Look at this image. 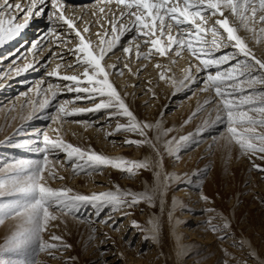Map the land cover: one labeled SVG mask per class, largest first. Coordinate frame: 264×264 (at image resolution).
<instances>
[{
	"label": "snow or ice",
	"instance_id": "obj_1",
	"mask_svg": "<svg viewBox=\"0 0 264 264\" xmlns=\"http://www.w3.org/2000/svg\"><path fill=\"white\" fill-rule=\"evenodd\" d=\"M49 4L51 11L46 13ZM96 7L98 11H92L95 19L91 24L86 22L83 16L78 18L79 24L84 25L81 28L76 17L65 15L63 0H28L26 7L14 3L13 0H0V44L19 35L22 29L28 27L33 16L46 14L53 24L49 33L55 37L57 47H67L73 41L77 42L74 47L68 48V52L75 57V63L68 64L74 74L61 75L60 64L47 73L48 76L67 83L63 85V89L60 84L49 83L47 89L43 90L45 95L39 103L40 110L53 107L52 102L56 101L64 90L74 93L75 101H89L93 107L68 110L66 105L73 104L74 101L64 100L55 104L53 113L39 118L62 125L67 117L86 112L101 113L103 110L109 121L117 120L115 132L134 133L141 137L126 139L125 144L136 147L148 145L155 153L156 159L154 163L147 159H114L94 150H84L66 143L61 139L59 127L53 129L57 134L55 139H51L47 132L41 133L37 130L36 135L43 136L41 142L26 141L15 147L42 153V159L6 165L8 176L6 179L0 178V197H14L7 202L0 201V224L8 218L18 220L15 230L0 246V253L12 254L18 258H0V264H39L37 257L40 253H47L51 258L58 259L56 253L70 249L71 245L55 233H50L49 239L45 240L44 234L51 227H58L54 221L71 214L81 206L93 208L99 220L105 209H109L110 213L124 212L127 216L131 214L127 209L134 208L141 202L154 207L158 196L163 202L168 183L173 179L171 175L164 174V179L161 180L160 169L163 168L164 154L178 159L181 148L192 140L193 134L181 136L179 139H164L172 129L163 128V113L161 119L155 123L140 120L125 103L114 82H110V74L123 75L124 69L131 71V68L128 63L121 67L119 62L104 66L101 62L111 59L116 50L128 54L131 59L132 45L137 40L140 41L135 44L134 56L137 61L154 59L157 54H171L177 58H182L185 51L190 54L189 67L184 69V76L178 87L175 78L168 76L166 72L160 73L159 80L170 83L177 91L186 86L202 84L201 92L213 94L192 114L196 116L207 106L215 105L214 119L210 112L203 126L198 127L196 135H202L210 127L223 125L224 132L221 137L227 144L234 142L238 145L241 153L249 157L252 170L261 173L260 178L264 179V165L256 164L252 159L256 157L264 161V132L257 131L258 128L264 129V57H257L246 39L238 34L242 28L251 34L255 43L264 41V0H96ZM18 19L23 22H16ZM104 21L108 27L104 26ZM57 24L66 26L74 36L62 40L56 31ZM92 27L99 28V31L94 33L96 41H93L91 36L86 38L85 35L90 33ZM208 33L212 38L203 39L202 36ZM126 34H131V38L122 43L121 38ZM32 47L39 49L41 46L33 44ZM142 48L147 51H142ZM49 51L51 52V49ZM52 55L57 54L53 52ZM60 58L63 59V54ZM193 60L196 63H193ZM225 65L227 67L223 68ZM155 67L163 66L157 64ZM193 68L197 75H193ZM77 69L81 71H75ZM213 69L215 71H212ZM142 71L141 68L136 74L139 75ZM147 91L151 92L152 89ZM37 95H40L39 91ZM32 115H35V111ZM28 118L31 119V115ZM120 118H125L127 122L119 123ZM191 119L192 117H189L186 123H190ZM149 132L154 135L149 136ZM57 152L66 157L65 163L71 167L74 174L92 175L93 172L103 171L105 167H112L132 177L137 174V170H151L155 166L156 184L151 191L146 189L139 193L121 191L118 187L115 191L90 195L71 194L72 189L69 188L54 189L49 186V181L65 179L56 171L57 164L61 167L64 164L58 159L50 161V154ZM206 171L207 169L194 173L201 177L197 181L198 186L202 183V176ZM187 183L192 184L191 178H188ZM202 198L207 200V197ZM110 219L111 215L100 222L107 224ZM220 219L222 224H213L211 220L208 224L213 232L223 233L220 236L223 240L227 238L230 222L225 217ZM149 223L153 224L152 235L145 236V239L156 240L159 227L152 221ZM132 227L139 228L140 225L133 221ZM90 239H94V236ZM250 255L255 256V253ZM64 264H69V261Z\"/></svg>",
	"mask_w": 264,
	"mask_h": 264
},
{
	"label": "rangeland",
	"instance_id": "obj_2",
	"mask_svg": "<svg viewBox=\"0 0 264 264\" xmlns=\"http://www.w3.org/2000/svg\"><path fill=\"white\" fill-rule=\"evenodd\" d=\"M258 30L259 26H257ZM238 34L246 39L248 46L257 57H264V41L255 43L251 34L242 28ZM127 36L126 34L121 38L122 43H126L131 38ZM202 38L210 40L212 37L208 33ZM134 48L133 42L132 49ZM125 55L122 51L116 50V54L112 55L111 59L101 62L102 66L119 62L121 67L128 63L130 68H133V61L126 59L127 57L124 59ZM189 59L190 54L186 51L182 58L171 54L166 56L157 54L150 60L152 62L149 66H144L139 75L136 73L141 67L130 73L128 69H124L123 75L109 76L110 82H114L125 103L140 120L155 123L156 120L161 119L163 113V128L172 129L164 139L172 137L179 139L181 136L193 134L192 140L181 148L178 159L167 153L164 154L165 167L160 169L161 180L164 179V174L171 175L173 179L168 183L163 202L159 196L154 207L141 202L134 208L127 209L131 213L127 216L124 212L110 213L109 209H105L99 220L93 208L81 206L71 214L54 221L53 223L58 227H51L44 234L45 240L49 239L50 233L61 236L71 248L57 252L58 259L51 258L47 253H40L37 257L39 264H64L65 261H69V264H225V261L227 264H261L264 262V179L260 178L262 174L252 170L249 157L241 153L238 145L234 142L227 144L221 137V133L224 132L223 125L210 127L202 135H196L198 127L203 126L210 112L214 119L215 105L207 106L196 116L192 114L213 94L201 92L202 84L186 86L177 91L170 83L159 80L160 73L166 72L168 76L175 78L178 87L179 81L184 76L183 66L189 67ZM173 60L176 62L172 63ZM68 61L75 62V59L71 57ZM193 63L196 61L193 60ZM157 64L163 67L156 68ZM222 67L226 68L227 65ZM63 69L66 70L64 75L74 74V70L69 69L68 66ZM193 75H197L194 68ZM63 85H61L62 89ZM149 88L152 89L151 92L147 91ZM25 91L24 95L16 94L0 104V178L6 179L8 176L6 165L43 157L42 153L30 151L29 148H18L15 145L26 141L41 142L43 136H37V130L41 133L47 132L51 139H55L57 134L53 129L58 127L61 139L81 149H91L114 159L128 161L147 159L154 163L156 156L152 148L148 145L136 147L125 144L126 139H141V137L134 133L115 132L117 120L109 121L103 110L101 113L86 112L67 117L66 122L60 125L39 118L55 111L52 107L40 110L39 103L43 101L45 94L37 95L38 88H35L34 84ZM64 100L74 101L73 104L66 105L68 110L93 107L89 101H75V94L66 90L58 95L57 100L52 103L53 107ZM34 111L35 115H32ZM30 115L31 119L28 118ZM189 117H192L191 122L186 123ZM126 122L125 118L119 119V123ZM257 131L264 132V129L258 128ZM107 133L113 134L109 136L106 135ZM153 135L154 133L149 132V136ZM213 137L216 139L214 140ZM40 146L42 147V144ZM57 159L64 166L57 164L56 171L65 179L49 181V186L54 189H72L71 194L90 195L115 191L117 187L121 191L139 193L146 189L151 191L156 184L155 166L151 170H137V174L132 177L112 167H105L101 172L87 175L74 174L71 167L65 163L66 157L62 153L50 154V161L54 162ZM252 159L256 164L264 165V161L256 157ZM205 169H207L206 174L202 176V183L198 186L197 181L201 177L194 173ZM188 178H191L192 184L187 183ZM202 197H207V200ZM10 199L14 197H0V201L3 202ZM210 209L214 211H209ZM109 215L111 219L107 224L100 222L108 219ZM220 217H225L230 222L227 238L223 240L220 239L223 233L213 232L208 224L209 220L213 224H222ZM133 221L138 222L140 227H132ZM149 221L159 227L156 240L145 239V236L152 235L153 224ZM17 224L18 220L15 218H8L0 224V246L15 230ZM92 236L94 239H90ZM250 253H255V256ZM10 257L18 258L12 254L0 253V258ZM73 257L75 259L70 260Z\"/></svg>",
	"mask_w": 264,
	"mask_h": 264
},
{
	"label": "bare ground",
	"instance_id": "obj_3",
	"mask_svg": "<svg viewBox=\"0 0 264 264\" xmlns=\"http://www.w3.org/2000/svg\"><path fill=\"white\" fill-rule=\"evenodd\" d=\"M13 2L20 3L25 7L28 5V0H13ZM63 2L65 4V15L67 17H76L79 27L82 28L84 26L79 24L78 18L80 16H83L84 20L89 24L95 19V17L92 16V11H98L96 0H63ZM48 11H51L50 4L45 12L47 13ZM20 15L22 16L23 13ZM16 22L22 23L23 20L18 19ZM7 26L6 24L5 27ZM104 26H108L106 21H104ZM51 27H53V24L49 21L46 14L33 16L29 20L28 27L22 29L19 35L12 40H6L3 44H0V67L2 69L0 71V100H2L0 104L13 98L16 94L20 93L19 96L24 95L26 93L25 90L32 84H34L35 88H38L40 95L44 94L43 90L47 89L49 83L64 84L56 77L48 76L47 73L55 69L57 64H60L61 67L59 72L64 75L63 73L66 72V70L63 68L68 66L69 63H75L73 61H68L71 57L75 59V57L68 52V48L74 47L77 41H73V43L67 47H57L55 37L49 33V28ZM56 31L62 40L74 36V33H69L66 26L61 27L60 24L56 25ZM97 31H99L98 27H92L90 33L85 34L86 38L91 36V39L96 41L97 37L94 33ZM175 34L174 31L173 35ZM127 35L129 38L131 37V34ZM138 42L140 41H134V44ZM33 44H37L41 47L39 49H33ZM49 49H51V52ZM135 50V48L132 49L133 56L130 59L133 61V68H131V71H135L137 67L144 69V66H149V63L152 62L150 60H142L138 63L134 56ZM141 50L147 51V49L144 48ZM53 52L57 55L53 56ZM61 54H63V59L60 58ZM123 58L129 59L128 54ZM62 61L65 62L63 63ZM27 65H31V67H26ZM184 69L187 68L183 66V74ZM131 80L133 81V79ZM164 167L165 165L163 162V168Z\"/></svg>",
	"mask_w": 264,
	"mask_h": 264
}]
</instances>
